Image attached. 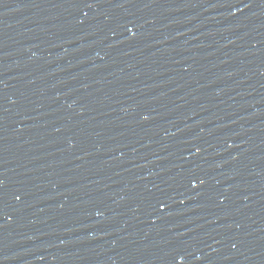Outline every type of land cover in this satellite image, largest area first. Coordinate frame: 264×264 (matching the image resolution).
Wrapping results in <instances>:
<instances>
[{"label":"water","instance_id":"water-1","mask_svg":"<svg viewBox=\"0 0 264 264\" xmlns=\"http://www.w3.org/2000/svg\"><path fill=\"white\" fill-rule=\"evenodd\" d=\"M0 264H264V0H0Z\"/></svg>","mask_w":264,"mask_h":264}]
</instances>
